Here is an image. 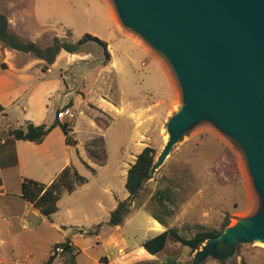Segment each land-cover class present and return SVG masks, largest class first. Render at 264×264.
I'll return each instance as SVG.
<instances>
[{"label": "rangeland", "instance_id": "1", "mask_svg": "<svg viewBox=\"0 0 264 264\" xmlns=\"http://www.w3.org/2000/svg\"><path fill=\"white\" fill-rule=\"evenodd\" d=\"M107 3L0 0V11L9 19L8 31L18 35L14 44L21 47L4 50L7 45L0 46V66L4 59L8 64L0 71V103L5 107V114L0 113V137H10L9 130L25 127L28 121L52 125L59 120L61 106L67 104L75 116L59 121L70 124V135L77 144H67L62 126L57 125L40 151L44 165L36 168H41V182L47 184L69 164L88 178L72 193L63 194L59 210L50 218H27L30 223L23 231L18 218L12 232L7 220L0 218V258L5 259L0 264H15L16 259L19 264H40L57 245L68 241L76 247L57 249L61 264H105L109 259L118 260L123 247H141L146 239L161 233L152 223V213L165 219L166 228H176L189 238L199 230L222 229L228 217L232 225L259 206L240 145L206 122L186 132L145 181L121 229L113 230L108 224L118 201L129 195L126 174L135 155L150 145L156 148L158 160L169 137L167 122L181 103V90L175 82L177 97L169 103L172 90L165 71L167 62L133 32L129 34L150 51L128 37L127 30L112 19ZM87 33L109 43L114 64L104 63L105 50L93 40L83 44L76 57L65 49L57 50V42L77 44ZM84 53L87 55L82 56ZM97 115L109 121L106 128L95 122ZM100 135L107 149L104 165L90 162L86 154V143ZM66 158L70 162L60 170ZM23 167L29 171L25 162ZM20 177L14 171L4 174L7 191L18 193L25 202ZM159 192L165 196V206L156 198ZM236 251L223 262L264 264L262 242L238 244ZM141 252L129 256L132 263L144 264ZM195 252L169 240L158 254L169 258L168 263L151 258L156 264H191ZM214 259L206 258V264H222Z\"/></svg>", "mask_w": 264, "mask_h": 264}, {"label": "water", "instance_id": "2", "mask_svg": "<svg viewBox=\"0 0 264 264\" xmlns=\"http://www.w3.org/2000/svg\"><path fill=\"white\" fill-rule=\"evenodd\" d=\"M111 1L121 24L166 59L181 90L148 178L186 132L207 122L240 145L259 197L256 212L208 238L191 264L228 261L238 244L264 243V0ZM8 29L0 11V40L20 49Z\"/></svg>", "mask_w": 264, "mask_h": 264}, {"label": "trees", "instance_id": "3", "mask_svg": "<svg viewBox=\"0 0 264 264\" xmlns=\"http://www.w3.org/2000/svg\"><path fill=\"white\" fill-rule=\"evenodd\" d=\"M71 35V34H70ZM93 40L105 50L107 55L104 63L106 64L109 60L110 54L108 52V44L106 41L93 36L92 34H85L77 44L70 43H58L57 50L61 48L66 49L68 52L75 53L80 51V48L86 42ZM60 44V45H59ZM0 113L5 114V107L0 103ZM101 113L107 115L109 119L111 116L105 111L101 110ZM95 122L101 126V128H106L109 125V121L104 120L102 115H97ZM104 121V122H103ZM57 125H61L65 136L67 144H77V140L72 138L70 135V124L65 122L61 123L59 120L52 125L35 124L32 121H28L25 127L15 128L9 130V133L14 136L15 139L32 141L35 143H42L47 135L53 130ZM86 154L89 161L98 164L104 165L107 162V149L105 139L102 135L96 136L90 139L86 143ZM157 158V150L155 147L147 145L145 146L140 153L137 154L135 161L130 165L126 174L125 187L129 193L128 197L123 200H119L117 206L111 211L108 224L110 226L122 225L131 213V202L142 190L146 179L151 173L153 164ZM85 165L92 171L93 174H96L97 171L92 167L88 161L83 160ZM88 181V178L81 175L78 170L72 164L65 166L60 173L53 179L50 183H44L39 180L30 177H24L21 183V197L30 203L39 210L41 214L50 218L53 213L59 210V201L63 194L72 193L79 186ZM163 192H159L156 196L160 204L165 206ZM152 216L160 221L163 224H166L165 219L161 218L158 214L152 213ZM230 217L222 225L220 230H199L192 237L182 236L176 228H167L158 235L148 238L143 242L144 249L150 254H158L163 251L169 240L181 243L183 247H188L189 250L193 253L198 249L208 238L212 236L220 235L224 229L230 224ZM75 244H71L70 241L66 242L63 246L57 245V249L61 248L63 251L70 248H75ZM224 248V246H221ZM50 254L48 259L40 264H52L55 258L57 257V250ZM169 258L166 260V263ZM222 264H227L222 262Z\"/></svg>", "mask_w": 264, "mask_h": 264}, {"label": "crops", "instance_id": "4", "mask_svg": "<svg viewBox=\"0 0 264 264\" xmlns=\"http://www.w3.org/2000/svg\"><path fill=\"white\" fill-rule=\"evenodd\" d=\"M107 1H108L107 7L109 9V12H110V15H111L112 19H114V21L119 25L120 28H123V29L127 30V32H128L127 36L130 37L131 39H133V41H135L139 45H143L144 47H146L145 49L149 50V48L147 46H149L151 49H153L143 39H142V41L147 46H145L144 44H142L140 42V40H138L137 38H135L131 34H129V31L130 32H132V31L127 29V28H125L121 24V22H120V20H119V18L117 16L116 10H115V8L113 6L112 1L111 0H107ZM133 34H135V33H133ZM71 36H72V33H71V31H69L68 37H71ZM107 44H108V47H109V43H107ZM0 46L1 47L3 46V42L1 40H0ZM3 49L4 50L5 49H9V46H5L4 45ZM61 49H64V48H61ZM80 52H81V48H80V51H77V52L73 53L72 56L76 57V55H78ZM69 53H71V52H69ZM86 55H87V53H84L82 56H86ZM165 61H166V59H165ZM108 62H110L111 64H114V59L112 58L111 54H110ZM7 65H8L7 62L4 59L2 61V66H0V71L3 68H7ZM48 70H49V68H48ZM165 71H166L168 77L171 80L170 84H171L172 96H171V101L169 102V103H171L177 97V86H176L177 81H176L174 73H173L170 65L168 64V62H167V64L165 63ZM2 76H3L2 73H0V81L2 79ZM162 101H165V100L162 99ZM44 143H45V141H43L42 143L38 144V143H35V142H32V141L18 140V139H15L14 136H12V135H10V137H8V138H5L3 136L0 137V218H3L4 220H7L8 229L11 232H12V229L16 227L15 226V220L17 218L20 220L19 221V227H20L21 231H23L25 228H27V224L30 223V221L27 218H39V217H41L39 215H42L43 217H46L43 214H41L39 212V210H37L33 206L32 203H30L28 201L22 202L20 200L21 198H20L18 193L8 192L7 189H6L7 188L6 181L4 179L5 171H14L15 173L21 175V177L19 178L21 180V183H22V180H23L24 177H30V178H34L36 180L41 181L40 174H41L42 170H41V168H36V167H37V165H39V167L44 165L43 161H42V159L40 157L41 156L40 151H41L42 146L44 145ZM135 159H136V155H135ZM134 161L135 160H133V162ZM24 162H25V166H28L27 168H28L29 171H25L23 169L24 168L23 167V163ZM69 162H70L69 159L66 158V161L63 163V165L61 166L60 170L66 164H68ZM129 167H130V165L128 166V168ZM152 223L155 226L156 230L159 231V232H162V231L167 229L166 228V224L161 223L160 221H158L155 218H152ZM121 226L122 225H116V226H111V227L113 228V230H120ZM140 249L143 250V252H141V253L142 254L144 253V255H140L142 257L141 258L142 259L141 262H143L144 264H156V263H158L157 261H153L151 257H155L156 259H159L160 263L165 262L167 260L165 258V256H161V257L158 256V254H160L162 251L159 252L158 254H155V255L154 254H150L144 249L143 245H141V247L137 246V247H134V248H130V247H125L124 248L123 247V249L120 250V253H119V256H118V260L112 261V260L109 259L105 264H135V263H132V261L129 259L130 258L129 256L133 255L134 252H139ZM61 251H63V250L61 249ZM121 251L125 254L124 256L121 255L122 254ZM0 260L2 262L5 261L4 258H0ZM207 260L203 261V263H201V264H206ZM214 260L217 261V259H214ZM56 262H60L58 260V257L55 258V260L53 261L52 264H57ZM15 264H19V259L15 260ZM60 264H61V262H60ZM62 264H64V263L62 262ZM218 264H220V263L218 262Z\"/></svg>", "mask_w": 264, "mask_h": 264}, {"label": "built area", "instance_id": "5", "mask_svg": "<svg viewBox=\"0 0 264 264\" xmlns=\"http://www.w3.org/2000/svg\"><path fill=\"white\" fill-rule=\"evenodd\" d=\"M66 116L74 117L75 113L71 109V107L67 104L61 106L60 110L58 111L57 117L59 120L64 119Z\"/></svg>", "mask_w": 264, "mask_h": 264}]
</instances>
